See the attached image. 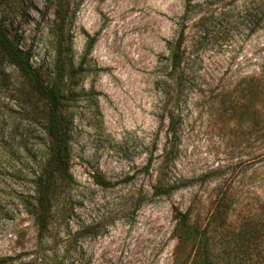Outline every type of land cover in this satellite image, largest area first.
<instances>
[{
	"label": "rangeland",
	"instance_id": "374dc122",
	"mask_svg": "<svg viewBox=\"0 0 264 264\" xmlns=\"http://www.w3.org/2000/svg\"><path fill=\"white\" fill-rule=\"evenodd\" d=\"M0 23L59 91L69 158L40 228L46 104L0 54V264H189L182 215L264 218V0H2Z\"/></svg>",
	"mask_w": 264,
	"mask_h": 264
},
{
	"label": "trees",
	"instance_id": "16d2710c",
	"mask_svg": "<svg viewBox=\"0 0 264 264\" xmlns=\"http://www.w3.org/2000/svg\"><path fill=\"white\" fill-rule=\"evenodd\" d=\"M0 54L15 67L31 90L46 104L44 135L50 154L42 168H38L36 204L32 215L40 228H48L49 225L44 224V221L51 211L50 206L59 195V187L67 177L69 164L60 93L55 88L44 86L37 71L29 65L27 55L19 50L15 39L8 35L1 23ZM179 65L178 48L172 47L169 66L170 73L176 75V79L181 76ZM225 205L221 199L217 200L208 217V226L203 228L188 225L184 215L176 223L174 232L177 238L189 241L193 246L189 264H264V218L250 219L248 223L230 230L220 219Z\"/></svg>",
	"mask_w": 264,
	"mask_h": 264
}]
</instances>
